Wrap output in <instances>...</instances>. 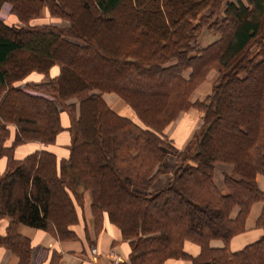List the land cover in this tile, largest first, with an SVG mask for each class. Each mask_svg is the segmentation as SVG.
Instances as JSON below:
<instances>
[{"label":"trees","instance_id":"16d2710c","mask_svg":"<svg viewBox=\"0 0 264 264\" xmlns=\"http://www.w3.org/2000/svg\"><path fill=\"white\" fill-rule=\"evenodd\" d=\"M5 1L18 22L0 17V221L6 219L0 247L17 256L16 264H33L34 245L20 224L60 240L76 237L71 225L78 220L74 197L80 188L91 192L97 231L107 220L128 242V256L119 264H264V191L257 183L264 175V98L237 109L235 120L227 115L233 103L243 106L251 91L246 84L255 86L253 96L264 94V0H143L155 9L149 17L157 31L153 45L143 23L123 39L113 35L123 19H138V0H0V8ZM45 7L69 25H32ZM89 9L104 25L99 35ZM204 28L217 34L206 45ZM89 58L117 70L110 80L88 76ZM212 68L218 75L211 93L191 101ZM32 72L39 81L26 79ZM110 92L132 114L109 105L103 94ZM154 94L158 105L151 110L145 96ZM192 107L201 111L202 124L179 149L166 131ZM63 129L71 134L66 156L45 147ZM224 129L247 142L232 145L224 134L232 146L216 147ZM30 140L44 147L16 157L18 143ZM167 155L175 157L172 179L151 189ZM85 158L92 162L88 169ZM218 163L228 167L221 185ZM256 202L263 204L256 219L262 234L232 250L230 239L245 230ZM213 239L223 245L213 246ZM60 259L54 248L46 264Z\"/></svg>","mask_w":264,"mask_h":264},{"label":"crops","instance_id":"0c3cea01","mask_svg":"<svg viewBox=\"0 0 264 264\" xmlns=\"http://www.w3.org/2000/svg\"><path fill=\"white\" fill-rule=\"evenodd\" d=\"M211 41H205L204 45ZM35 73V72H32ZM37 74V73H35ZM215 70H211L206 79L202 81L192 92L190 99L191 101L204 99L213 88V83L215 81ZM217 77V76H216ZM40 77L36 80L39 81ZM103 97L107 103L113 107H120L123 110L129 109L128 107H123L119 97L115 93H104ZM186 114L185 120L176 119L170 127H168V135L172 137L174 144L177 147H184L187 142L192 137L193 133L199 128L202 122L201 112L188 110L180 114ZM177 124H180V129L174 130ZM71 141V134L69 130L63 129L57 134L55 142L45 146L47 149L57 153L60 156H66L68 153V146ZM43 144L40 141H24L15 147V156L20 158L23 157L37 149L43 148ZM5 159L0 156V169L4 167ZM175 164V157L173 155H167L162 162L165 167V171L159 173L153 180L151 189H159L165 187L172 179V169ZM216 178V171H215ZM257 183L261 190L264 191V175H257ZM221 185V184H219ZM85 195V204L77 207V222L71 225V228L75 231L76 237L69 240H60L54 233L46 231L43 229L31 227L25 224L19 225V232L23 235L28 236L31 239L32 244L35 248L46 249L48 256L44 257V263L46 264L49 258V254L52 249L56 248L61 252L60 264H96V261H101L98 256L91 253L90 247L88 246L87 240L90 239L95 246L98 247L99 251L102 253V260H108L107 253L111 247H115L119 250L122 257L126 258L129 252L128 242L121 238L120 230L117 226L105 221V229L99 233L95 231L94 225L92 223V213H91V196L87 192ZM86 207L84 208V206ZM263 204L261 202H256L252 205L249 215L245 223V230L234 235L230 239V247L232 250H238L248 243L257 240L261 234L262 229L256 227V219L259 216ZM6 219L0 221V233L5 232ZM213 246H222L223 241L221 239L211 240ZM7 250V249H6ZM5 252V251H4ZM17 256L10 250H7L3 256L1 264H16ZM41 262V261H40ZM111 264V261H106ZM40 264V263H38ZM165 264H184L183 260L180 259H168Z\"/></svg>","mask_w":264,"mask_h":264},{"label":"rangeland","instance_id":"374dc122","mask_svg":"<svg viewBox=\"0 0 264 264\" xmlns=\"http://www.w3.org/2000/svg\"><path fill=\"white\" fill-rule=\"evenodd\" d=\"M186 2H187V0L181 1L180 4L181 5H185ZM244 2L247 3L246 0H244ZM10 7L11 6H10L9 2H7V1L3 2L2 5H1V8H0V17L4 21H6L8 23L16 24V22H18V20L16 19V16L14 15V13L11 12ZM154 10L155 9L152 6V4H150V2L148 3V2H145L143 0H138L137 6H135V12H136V16H138V19L135 20V16H132L130 18V20L123 19L121 21L120 25L116 26L115 32H113L114 37H116V39H123L124 36L127 37V35L133 30V28L139 22V24L140 23H143V24H145L147 26V29L145 30V33H147V36H148V38H147L148 39V43L150 45H153L155 43V38H156V35H157L156 34L157 31H156L155 24L149 20V17H150V14ZM80 12L81 11H78V9H77V14H80ZM88 14H89V16L91 18V21H92V23H93L94 26H95V23H96L97 35H99L100 33H102L104 31V25H102V23L100 22L99 15H98L97 11L94 10V9H89L88 10ZM168 15H169V20L173 18V16H171V13H168ZM115 17H118L119 18L118 15H115ZM30 23L32 25H37V26L38 25L45 24V23H50L52 25H56L58 27H63V28H66L69 25V22H68L67 19H62L60 17H56L54 15H51L50 12H49V10L46 7L43 9V11L39 15H37L36 17H33L31 19ZM83 24H85V23H83ZM201 37L207 42V41L215 40L217 38V34H215L212 29L204 28V30L201 33ZM105 47L107 48L106 45H105ZM89 59L90 60L89 61H86L85 62V65H84L85 66V72H86V74L88 76H95V73H96L98 75L103 76L104 77V80H110V77H112V75H111L112 74V69L117 70V68L116 67L113 68V66L111 64H105L104 62L96 61L95 59H98V58H95L94 60L91 59V58H89ZM76 61L78 63H80V62L82 63V61H84V60H82L80 58V56H78ZM75 68L79 69V66H77ZM77 69H75V70H77ZM211 70H213V71L215 70V74H216L215 75V79H216V76L218 75V73H217V70L214 69V68L210 69L207 72L206 77H207L208 73ZM39 77H40L39 74L30 73V74H28V76L26 77V79L36 82V81H38L36 79H38ZM206 77H205V79H206ZM259 78H260L259 73L255 74L254 80H256V81L258 80L259 81ZM126 82H125V84H126ZM115 83H118V81H115ZM246 85H247L248 88H250L249 91L250 90L251 91L249 92L247 99L245 101H243V103H242L243 106L240 107L239 105L233 103L231 106L228 107L227 115L234 114L233 116H231L232 120H235V116H239L238 115L239 114L238 110H241L242 108H246V107L250 106L251 104H254L255 102L260 101L262 99L261 97L264 98V94H262V95L258 94V96L257 95L256 96H253V94L256 93L253 90V88L255 87V86H253V84H246ZM246 85H244V86L246 87ZM21 86H22V84H21ZM137 87H140V85L137 86ZM152 88H153L152 89L153 91L154 90H158L156 87H152ZM158 91H161V89H159ZM145 97H146L145 98V104L149 105V107L151 108V110H155L157 108V105H158L155 102H156L157 99H159V96L156 95V94H154V95H147ZM146 108H148V106ZM31 110L30 109H27V112L32 114L33 112ZM189 110H194V111L201 112L200 110H198L197 108H194V107L190 108ZM127 112H128V114H132V110L131 109H128ZM183 112L184 111H182L181 113H183ZM180 114L177 116L176 119H180L181 120V118H182V120H185V117H187V115L184 114V115H181L180 116ZM90 117L91 116L86 115L85 118H86V120H88ZM172 123L168 127H170L172 125ZM201 124H202V122L200 123L199 127L201 126ZM180 127H181V125L180 124H177L176 127L174 128V130H177L178 131L180 129ZM167 131H168V129H167ZM167 131H166V134L168 135L169 133ZM224 134H226V135L229 136V138H227V140H228L229 143H232V145L235 144V145H239L240 146L241 144L247 142V140H244V139L243 140H240V141L237 140L233 136L232 131L224 129V130H220L218 132L217 136H216L217 139L214 141V145L216 147H219L220 143H222L224 147H228L229 148L230 146H232L231 144L230 145L228 143L226 144V140H223L224 139V137H223ZM169 137L172 139L171 136H169ZM18 144H20V143H18ZM177 148L182 149L184 147H177ZM228 148H225V149H228ZM68 150H69V148H68ZM90 163L92 164L91 159L85 158L84 159V165L83 166H85L88 169V166L91 165ZM227 168L228 167L226 166V164L218 163L216 165V181H217L218 184H222V181H223L222 171L227 170ZM97 180L103 181V179H101V178H97ZM19 189H20V187H18V190ZM87 192L90 194L91 200H92L91 192L89 190H87V189L80 188L78 190L77 194L75 195V197H74L75 205L76 206L78 205L79 208H80V206H82L83 204H85V195L84 194L87 193ZM112 199L113 200H116V197L113 194H112ZM77 207H76V209H77ZM85 207H86V205L84 206V208ZM122 208H123L124 211L127 210V208L125 206H122ZM55 213H56V209L54 208V210L52 209V214H55ZM76 213H77V210H76ZM91 213H92V223L94 225L95 231L98 232V233L100 231H103L104 229H101V230H98L97 231V228L95 227V214L93 213L92 208H91ZM105 221H107V220H104V225H105ZM46 231H49V230H46ZM72 239H74V238H72ZM87 242H88V246L90 247V250L92 248H96L97 252L94 255L95 256H98L101 259V262H104L105 264L108 263V262H106L108 260L112 261L111 251H114L116 254H119L122 257V255H121V253L119 252L118 249H116L115 247H111L108 250V253H107L108 260H105L104 261V259L102 260V257H104V258H106V257L105 256H102V253L99 251L98 247L94 245L95 242L93 243L90 239H88ZM7 250H9V249H7ZM7 250L4 247H0V264L2 263L1 261L3 259V256L7 252ZM91 253L93 254L92 250H91ZM45 256H48V254L46 252V249L35 248L34 247V250H33V264H38V263L41 264V263H44L43 260H44V257Z\"/></svg>","mask_w":264,"mask_h":264},{"label":"built area","instance_id":"2783aa9c","mask_svg":"<svg viewBox=\"0 0 264 264\" xmlns=\"http://www.w3.org/2000/svg\"><path fill=\"white\" fill-rule=\"evenodd\" d=\"M91 250H92L93 254H95L97 252L96 248H92ZM111 257H112L111 264H118L122 260V257L119 254H116L114 251H111ZM95 263L96 264H105L104 262L96 261V260H95Z\"/></svg>","mask_w":264,"mask_h":264}]
</instances>
